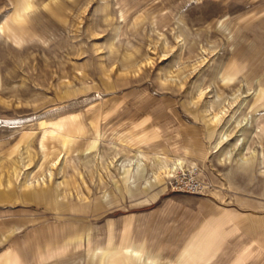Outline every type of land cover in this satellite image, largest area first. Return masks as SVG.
<instances>
[{
    "label": "rangeland",
    "instance_id": "obj_1",
    "mask_svg": "<svg viewBox=\"0 0 264 264\" xmlns=\"http://www.w3.org/2000/svg\"><path fill=\"white\" fill-rule=\"evenodd\" d=\"M260 93L264 0H0V254L59 220L88 236L45 264H264ZM110 191L95 219L68 213ZM131 227L163 252L126 246Z\"/></svg>",
    "mask_w": 264,
    "mask_h": 264
},
{
    "label": "crops",
    "instance_id": "obj_2",
    "mask_svg": "<svg viewBox=\"0 0 264 264\" xmlns=\"http://www.w3.org/2000/svg\"><path fill=\"white\" fill-rule=\"evenodd\" d=\"M30 196L35 204H41L45 201L48 206L55 208V204L52 201L53 197L51 198L46 195L45 197L41 196L38 201L35 194H31ZM49 197L51 200H49ZM71 201V204L69 203V206L67 207L70 216H78L84 219L88 217L95 219L103 211L111 209L115 203L119 202V199L116 196V191H110L109 193H105L102 196L94 197L92 199L89 197V200L86 201H81L80 198L76 201ZM30 220H33V218L29 217L25 219V221ZM9 223L11 222L5 220L0 221V239L2 236H5V228L9 227ZM92 224L93 225L91 226L94 227V229L91 236L93 242H95L94 240L99 232H97L98 226L95 223ZM73 226L74 224L72 225L68 223V221L47 220L39 223L34 231L29 232L28 234L15 235L10 240V247L9 250L6 251L7 253L3 252L0 254V264H45L47 258H50L57 253L62 254L67 250L72 253H79L83 249L78 246L85 240L86 236H88L84 231L86 225L82 223ZM147 232H149L147 228L140 229L138 227L134 229L131 227L126 246L143 251L145 256H157L160 251L163 252L164 243L162 240L158 239L150 243L149 241H146L145 243ZM92 247L95 249L101 247V245L97 244ZM94 255L95 253L92 252L90 255L91 257L89 256L92 259L87 261L86 264H105L102 259H105L107 254L103 253V255ZM106 264H111V262H106Z\"/></svg>",
    "mask_w": 264,
    "mask_h": 264
},
{
    "label": "bare ground",
    "instance_id": "obj_3",
    "mask_svg": "<svg viewBox=\"0 0 264 264\" xmlns=\"http://www.w3.org/2000/svg\"><path fill=\"white\" fill-rule=\"evenodd\" d=\"M262 101V102H261ZM264 105V94H262V93H260L259 95H258V98H257V100H256V103H255V105H254V107H253V109L255 108V109H258V108H260L261 106H263ZM216 114V113H215ZM215 117H214V124L215 123H217V121L220 119V115L219 114H216V115H214ZM62 127V126H61ZM225 136H227L226 135V132L225 133H222L221 134V136H220V138H219V145L223 142V141H225ZM44 139V135H43V137H42V140H41V145H42V147H43V151H44V153L45 154H47L46 153V146H45V141L43 140ZM240 141V140H239ZM201 151H203V149L201 150ZM44 154V155H45ZM68 154V153H67ZM140 155V154H139ZM30 156L29 155H27V156H24V155H22L21 154V157L19 158V160H18V165H16L14 168H13V170H12V178L15 180V181H19V180H23L21 177H22V168L24 167V168H29V166L31 165V163H32V161H31V159L29 158ZM246 159H248V158H246ZM59 160V159H58ZM57 161V160H56ZM55 161V162H56ZM54 163V162H53ZM55 165H56V163H55ZM164 168V167H163ZM73 169L76 171V173L78 174L79 173V171L77 170V168H76V166H73ZM75 173V174H76ZM23 174H24V172H23ZM29 175V177H30V174H28ZM53 176V173H52V171H51V173H50V177H52ZM21 178V179H20ZM29 178H25L24 179V181H23V183H22V187H23V189H25V190H29V191H31L33 194H35V196H36V199L39 201V199H40V197L41 196H43V197H45V195L46 196H50L51 198H52V196H51V194H52V188L48 185H46L45 187H43V188H41V187H39V184H36V185H33L31 182H28L29 180H28ZM44 181V180H43ZM73 181H74V178H73V176L70 178V179H66L64 182H63V184H64V187H65V190H66V192H69V194L71 193V186L73 185ZM62 184V185H63ZM10 185H12V180H9V186ZM73 190V189H72ZM43 192H45V193H43ZM49 197V198H50ZM51 198L49 199V200H51Z\"/></svg>",
    "mask_w": 264,
    "mask_h": 264
}]
</instances>
